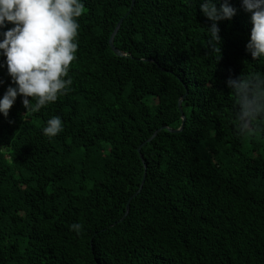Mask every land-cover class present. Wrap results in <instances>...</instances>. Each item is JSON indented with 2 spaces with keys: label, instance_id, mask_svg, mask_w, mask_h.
I'll list each match as a JSON object with an SVG mask.
<instances>
[{
  "label": "trees",
  "instance_id": "trees-1",
  "mask_svg": "<svg viewBox=\"0 0 264 264\" xmlns=\"http://www.w3.org/2000/svg\"><path fill=\"white\" fill-rule=\"evenodd\" d=\"M83 2L69 90L0 114V264H264V123L240 135L226 84L264 74L242 0L220 44L199 0Z\"/></svg>",
  "mask_w": 264,
  "mask_h": 264
},
{
  "label": "clouds",
  "instance_id": "clouds-1",
  "mask_svg": "<svg viewBox=\"0 0 264 264\" xmlns=\"http://www.w3.org/2000/svg\"><path fill=\"white\" fill-rule=\"evenodd\" d=\"M198 5L211 21L207 27L211 42L220 44L218 25L231 20L237 9L230 0H199ZM242 6L251 14L252 23L246 49L254 60L264 59V0H242ZM84 10L83 0H0V68H6L11 78L0 97V114L5 118L18 96L27 112L36 113L69 90L70 66L78 49V18ZM226 84L237 98L238 131L242 136L248 135L264 123V74L229 77ZM63 129V121L57 115L46 121L42 131L51 138ZM81 227L79 223L70 225L77 233Z\"/></svg>",
  "mask_w": 264,
  "mask_h": 264
},
{
  "label": "water",
  "instance_id": "water-1",
  "mask_svg": "<svg viewBox=\"0 0 264 264\" xmlns=\"http://www.w3.org/2000/svg\"><path fill=\"white\" fill-rule=\"evenodd\" d=\"M135 2H136V0H132V4H131V7H130V10H129V12L126 14V16H125L124 18H126V17L130 14V12L133 10V7H134V5H135ZM124 18L121 19V20L119 21V23H118V25H117V27H116L114 33L112 34V36H111V38H110V41H109L112 50L114 51L115 54H117V55H119V56H122V53H121L118 49H116V47L114 46V38H115L116 34L118 33V31H119V29H120V27H121V25H122V23H123ZM184 97H185V96H184ZM180 105H181V102L179 103V106H180ZM184 120H185V119H184ZM160 131H161V129L157 130V131L155 132V134L152 136V138H150V139L148 140V142L151 141V140L156 136V134H157L158 132H160ZM177 131H178V130H177ZM138 151L140 152V148H139ZM143 182H144V180H143ZM129 209H130V205H129V203H128V204H127V213H126V215L128 214ZM126 215H125V216H126Z\"/></svg>",
  "mask_w": 264,
  "mask_h": 264
}]
</instances>
